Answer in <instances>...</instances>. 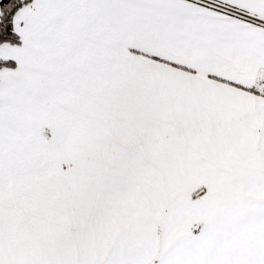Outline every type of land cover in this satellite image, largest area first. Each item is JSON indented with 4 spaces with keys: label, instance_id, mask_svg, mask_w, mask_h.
Returning <instances> with one entry per match:
<instances>
[{
    "label": "snow or ice",
    "instance_id": "6c2138e0",
    "mask_svg": "<svg viewBox=\"0 0 264 264\" xmlns=\"http://www.w3.org/2000/svg\"><path fill=\"white\" fill-rule=\"evenodd\" d=\"M0 264H264V0H0Z\"/></svg>",
    "mask_w": 264,
    "mask_h": 264
}]
</instances>
